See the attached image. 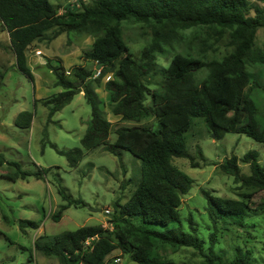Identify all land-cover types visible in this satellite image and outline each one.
<instances>
[{
  "label": "trees",
  "instance_id": "1",
  "mask_svg": "<svg viewBox=\"0 0 264 264\" xmlns=\"http://www.w3.org/2000/svg\"><path fill=\"white\" fill-rule=\"evenodd\" d=\"M60 1L0 0V23L8 33L16 66L33 81L27 57L33 43L48 39L50 33L51 41L64 34L93 37L84 60L94 63L96 72L77 66L68 75L62 65L51 67L56 76L54 87L61 91L40 101L48 109V122L81 92L91 106L92 118L81 148L57 151L71 169L79 166L86 152L98 148L120 160L128 152L142 162V172L128 202L115 203L108 227H82L41 237L35 251L56 258L59 264H110L108 258L117 250L138 264H178L164 257L166 250L174 254L192 250L201 264H264V164L259 153L249 151L242 159L233 155L221 165L237 184L261 194L259 201L253 194L240 200L225 199L202 189L206 207L201 222L192 214L182 215L183 197L195 181L173 164L174 159L184 158L193 168L199 166L187 140L197 119L219 140L230 133L244 134L264 144V96L254 97L255 90L264 95V85L253 71L264 64V52L255 47L258 31L264 28V0H80L79 7L68 5L63 13ZM125 22L141 23L152 31L138 54L124 39ZM196 28L209 31L206 39L204 33H197L179 50L183 32ZM227 34L233 50L208 58L204 47L210 38L222 40ZM169 56L167 67L159 64L160 57ZM97 71L100 74L95 77ZM203 72L207 73L201 78ZM4 74L0 67V88ZM108 76L104 90L110 95V111L120 117L118 122L139 124L152 118L154 126L117 125L116 141L110 142L115 124L101 109L96 91ZM33 120L34 114L24 111L15 124L30 129ZM197 157L208 160L200 149ZM240 162L250 165V175L242 173ZM4 164L0 154V167ZM9 165L24 180L47 172L33 174L18 163ZM60 194L67 204L53 215L55 222L72 206L86 207L65 189ZM19 223L22 230L28 225L39 228L35 222ZM229 233H237L233 247L217 250L218 238Z\"/></svg>",
  "mask_w": 264,
  "mask_h": 264
},
{
  "label": "rangeland",
  "instance_id": "2",
  "mask_svg": "<svg viewBox=\"0 0 264 264\" xmlns=\"http://www.w3.org/2000/svg\"><path fill=\"white\" fill-rule=\"evenodd\" d=\"M79 1L61 0L58 2L62 7L60 12H65L68 5L79 7ZM123 28L124 39L131 50L136 54L140 53L151 39V29L134 22H125ZM197 33H204L202 37L206 39L205 33L209 34V31L203 28L184 31L179 50ZM52 36L50 33L49 38ZM49 38L33 43L27 52L28 64L34 76L31 81L18 70L15 56L9 47L8 33L3 31L0 23V67L5 72L0 88V154L5 159V164L0 167V264H59L56 258L45 257L36 252L35 242L41 237H53L82 227H108V219L114 213L115 203L119 201L123 205L128 202L141 179L142 162L128 152L123 153L120 160L103 148L88 151L76 169H71L67 158L58 153L57 149L62 151L81 148V140L92 118V109L84 92H81L54 116L52 122H48V109L40 101L61 91L54 87L56 76L51 67L62 65L69 71L68 75L77 66L95 72L97 67L84 60V52L93 46V37L64 34L52 41ZM209 42V46H203L208 58L221 57L233 50L228 34L222 40L217 36L211 37ZM255 47L264 52V28L258 31ZM171 59L172 56L160 57L158 62L167 67ZM253 71L264 85V64L256 66ZM206 73L199 76L203 78ZM110 77H106L96 91L102 103L101 109L106 113L107 119L115 124L110 136V142L115 143L114 130L117 125L154 126L156 120L150 118L139 124L118 122L120 117L110 111V95L104 90L105 82ZM254 95L257 99L264 96L261 90H255ZM24 111L34 114L30 129H21L15 124L17 116ZM195 122L187 140L188 149L195 157L194 163L199 166L193 168L192 162L184 158L173 160L175 166L195 181L192 190L183 197V217L187 218L192 214L201 222L206 207L202 189L225 199L240 200L247 194H253L258 202L261 194L255 195L237 184L234 177L222 171L221 165L233 155L242 159L249 151L258 152L260 162L264 164V144L244 134L230 133L219 140L208 132L202 120L197 119ZM198 149L208 159L206 162L197 157ZM9 163H18L23 171L33 174L41 170L47 172L39 178L33 175L24 180L16 176V167ZM239 164L243 174H251L249 164ZM62 188L74 199L83 200L86 207L72 206L64 212L59 222H55L53 215L67 204L60 194ZM22 220L38 223L39 228L28 225L22 230L19 223ZM236 235L237 233H229L228 236L222 234L218 238L216 249L232 248ZM205 236H208L207 233ZM163 254L165 258L178 264H201V259L192 250H181L177 254L166 250ZM118 258L121 260L117 261ZM108 261L110 264H138L130 255L123 254L120 250L113 252Z\"/></svg>",
  "mask_w": 264,
  "mask_h": 264
},
{
  "label": "built area",
  "instance_id": "3",
  "mask_svg": "<svg viewBox=\"0 0 264 264\" xmlns=\"http://www.w3.org/2000/svg\"><path fill=\"white\" fill-rule=\"evenodd\" d=\"M97 74L99 75V74H100V71H99ZM97 74H96V75H97ZM98 75H97V76H98ZM106 213L108 214L109 211H106ZM89 244H90V241H87V245H89ZM120 260H121V259H117V261H120Z\"/></svg>",
  "mask_w": 264,
  "mask_h": 264
},
{
  "label": "water",
  "instance_id": "4",
  "mask_svg": "<svg viewBox=\"0 0 264 264\" xmlns=\"http://www.w3.org/2000/svg\"><path fill=\"white\" fill-rule=\"evenodd\" d=\"M93 212H95L96 210H92Z\"/></svg>",
  "mask_w": 264,
  "mask_h": 264
}]
</instances>
